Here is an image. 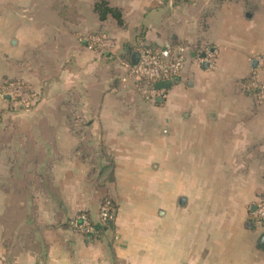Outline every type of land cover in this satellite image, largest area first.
I'll list each match as a JSON object with an SVG mask.
<instances>
[{"label": "crops", "instance_id": "crops-1", "mask_svg": "<svg viewBox=\"0 0 264 264\" xmlns=\"http://www.w3.org/2000/svg\"><path fill=\"white\" fill-rule=\"evenodd\" d=\"M167 45L185 67L146 100L133 54ZM259 56L264 0H0V264H264ZM106 197L111 224L71 229Z\"/></svg>", "mask_w": 264, "mask_h": 264}, {"label": "built area", "instance_id": "built-area-1", "mask_svg": "<svg viewBox=\"0 0 264 264\" xmlns=\"http://www.w3.org/2000/svg\"><path fill=\"white\" fill-rule=\"evenodd\" d=\"M114 47L113 39L106 34H95L92 37L90 48L101 52H110ZM214 54L208 53L201 62L214 65ZM187 60L185 48H175L172 45L165 47L145 46L140 51L137 64H131L129 75L136 82L137 87L146 100L163 101L167 96V89H157L156 84L165 81L172 83L178 78L184 69ZM258 70L250 76L249 87L264 97V60L258 59ZM9 94L14 96L15 102L23 109H31L36 102V94L27 90L22 84H9ZM261 216H256L258 223L264 229V198L257 204ZM116 207L113 200L107 199L101 203L99 221L94 222L86 213H79L70 220L73 231L92 236L99 232L97 226H108L115 220Z\"/></svg>", "mask_w": 264, "mask_h": 264}, {"label": "water", "instance_id": "water-1", "mask_svg": "<svg viewBox=\"0 0 264 264\" xmlns=\"http://www.w3.org/2000/svg\"><path fill=\"white\" fill-rule=\"evenodd\" d=\"M139 57H140V52H136L135 54H133L132 63L137 64ZM254 64H257L256 61H254ZM205 66H207V64H205ZM172 85L173 83L171 81H165L156 84V88L169 90L172 87ZM254 207L256 208V206ZM260 248L264 249V236L261 239Z\"/></svg>", "mask_w": 264, "mask_h": 264}, {"label": "rangeland", "instance_id": "rangeland-1", "mask_svg": "<svg viewBox=\"0 0 264 264\" xmlns=\"http://www.w3.org/2000/svg\"><path fill=\"white\" fill-rule=\"evenodd\" d=\"M258 59H263L264 60V57L263 56H259V57H257V62H258ZM259 68H255L253 71H252V73H251V75L253 74V72L255 71V70H258ZM249 84V83H248ZM248 84H246V90H249L251 93H254L255 95H256V97H257V99H259V101L261 100V101H263L264 102V97L262 96V95H260V94H258L257 92H255V90L254 89H252V90H250V87H249V85ZM260 197L257 199L258 201H257V203H256V208H255V210L253 211V215L252 216H261L260 215V212H259V208L257 207V204H259V201H260ZM100 210V209H99ZM256 219H257V217H256Z\"/></svg>", "mask_w": 264, "mask_h": 264}, {"label": "trees", "instance_id": "trees-1", "mask_svg": "<svg viewBox=\"0 0 264 264\" xmlns=\"http://www.w3.org/2000/svg\"><path fill=\"white\" fill-rule=\"evenodd\" d=\"M145 47V46H144ZM250 82V78H249V80H248V82L247 83H249ZM13 83H18V84H22L27 90H29V91H31L30 89H29V87H27L26 85H24L23 83H21V82H13ZM260 198H264V196L262 197H260ZM107 199H110V200H113L112 198H110V197H106L103 201H105V200H107ZM113 203L115 204V201L113 200ZM115 207H116V204H115ZM83 213H86V212H83ZM86 214H88V213H86ZM89 215V214H88ZM90 216V215H89ZM97 228L99 229V230H102V228H103V226H97Z\"/></svg>", "mask_w": 264, "mask_h": 264}]
</instances>
